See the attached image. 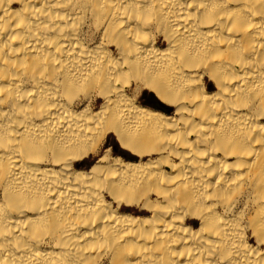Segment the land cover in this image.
<instances>
[{
	"label": "bare ground",
	"instance_id": "6f19581e",
	"mask_svg": "<svg viewBox=\"0 0 264 264\" xmlns=\"http://www.w3.org/2000/svg\"><path fill=\"white\" fill-rule=\"evenodd\" d=\"M0 264H264V0H0Z\"/></svg>",
	"mask_w": 264,
	"mask_h": 264
},
{
	"label": "rangeland",
	"instance_id": "374dc122",
	"mask_svg": "<svg viewBox=\"0 0 264 264\" xmlns=\"http://www.w3.org/2000/svg\"><path fill=\"white\" fill-rule=\"evenodd\" d=\"M138 100L140 101V103H143L145 105H150L148 102H150V100H152L153 102L159 104L161 107H163L167 113H171L173 108L169 107V106H166L164 104H162L156 97L153 93H150L148 91H144L142 92L139 96H138ZM169 109V110H168ZM107 146H110L112 147L113 149V155H118L119 153L124 155V156H128V157H131L130 153L125 151V150H122L120 149L119 145L116 143V141L114 140V138L112 136H110L108 139H107ZM87 162V161H85Z\"/></svg>",
	"mask_w": 264,
	"mask_h": 264
},
{
	"label": "trees",
	"instance_id": "16d2710c",
	"mask_svg": "<svg viewBox=\"0 0 264 264\" xmlns=\"http://www.w3.org/2000/svg\"><path fill=\"white\" fill-rule=\"evenodd\" d=\"M150 105V107H153L155 109H164L163 107H161L159 104L153 102L152 100H150V102H148Z\"/></svg>",
	"mask_w": 264,
	"mask_h": 264
}]
</instances>
